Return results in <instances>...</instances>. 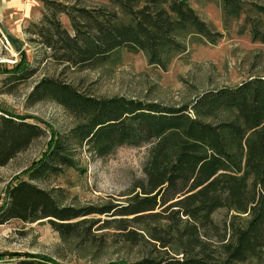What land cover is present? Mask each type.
I'll return each mask as SVG.
<instances>
[{
	"label": "trees",
	"instance_id": "1",
	"mask_svg": "<svg viewBox=\"0 0 264 264\" xmlns=\"http://www.w3.org/2000/svg\"><path fill=\"white\" fill-rule=\"evenodd\" d=\"M106 1L90 9L44 0L48 13L26 33L38 37L60 63L80 68L109 62L120 49L142 51L149 64H159L187 41L212 42L219 36L186 0ZM251 7L264 17V4ZM237 10L234 0H222L224 15ZM59 14L67 17L70 31L59 23ZM251 31L253 40L264 42L262 31L256 27ZM8 39L14 46L16 39ZM7 72L18 81L34 73L24 59ZM34 94L54 99L83 121L71 129V136L48 144L29 171L30 179L69 167L70 140L89 144L100 154L151 144L142 168L144 180L112 215L142 219L165 205L171 209L168 216L151 213L156 217L153 222L165 219L161 228L169 236L178 232L182 248L180 256L164 252L133 264H264V76L202 91L177 107L125 97L95 98L52 77L40 79ZM43 136L46 129L28 116L1 112L0 167ZM6 190L0 224L46 219L62 237L78 226L72 220L115 208L62 206L47 190L26 180ZM221 209L235 215L220 225L212 216ZM240 214L248 220L235 223ZM15 264L56 263L27 256L17 257Z\"/></svg>",
	"mask_w": 264,
	"mask_h": 264
},
{
	"label": "rangeland",
	"instance_id": "2",
	"mask_svg": "<svg viewBox=\"0 0 264 264\" xmlns=\"http://www.w3.org/2000/svg\"><path fill=\"white\" fill-rule=\"evenodd\" d=\"M43 1L0 0V113L28 116L30 122L46 129L45 137L33 141L0 167V205L9 185L26 180L47 190L62 206H123L136 192V183L145 178L142 168L151 144L123 146L110 154H100L89 144L70 140L69 167L30 179L29 171L48 144L56 137L71 136V129L83 121L54 99L34 94L36 83L42 78H56L95 98L125 97L177 107L187 105L202 91L232 87L248 78L264 76V42L253 40L251 31L256 27L264 33V17L256 15L251 7L264 4V0H234L238 10L232 15H224L222 0H186L212 32L219 34L215 41H187L180 51L159 64H149L142 51L120 49L109 62L81 68L60 63L38 37L26 33L30 25L39 24L48 13ZM53 1L90 9L107 3ZM57 19L63 28L71 30L65 15L59 14ZM8 36L16 39L14 46ZM22 59L34 73L18 81L9 77L7 71ZM164 206L136 220L112 215L117 207L110 213L88 214L72 220L78 226L65 237L54 231L46 219H10L0 224V264H15L17 257L27 256H43L56 264H133L164 252L180 256L178 232L169 236L163 229L165 219L153 222L156 217L151 213L168 216L171 209ZM230 214L235 215L221 209L212 217L221 225ZM245 220L248 217L240 214L235 223Z\"/></svg>",
	"mask_w": 264,
	"mask_h": 264
}]
</instances>
